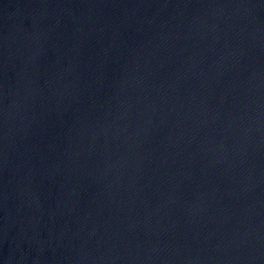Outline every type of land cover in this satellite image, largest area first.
<instances>
[{
  "label": "water",
  "instance_id": "obj_1",
  "mask_svg": "<svg viewBox=\"0 0 264 264\" xmlns=\"http://www.w3.org/2000/svg\"><path fill=\"white\" fill-rule=\"evenodd\" d=\"M0 264H264V56L155 0H0Z\"/></svg>",
  "mask_w": 264,
  "mask_h": 264
}]
</instances>
